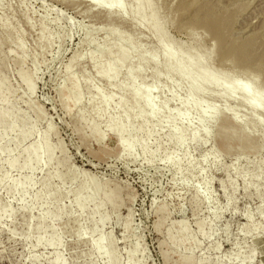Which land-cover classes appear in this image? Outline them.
Returning <instances> with one entry per match:
<instances>
[{"label":"rangeland","instance_id":"obj_1","mask_svg":"<svg viewBox=\"0 0 264 264\" xmlns=\"http://www.w3.org/2000/svg\"><path fill=\"white\" fill-rule=\"evenodd\" d=\"M262 114L264 0H0V264H264Z\"/></svg>","mask_w":264,"mask_h":264},{"label":"bare ground","instance_id":"obj_2","mask_svg":"<svg viewBox=\"0 0 264 264\" xmlns=\"http://www.w3.org/2000/svg\"><path fill=\"white\" fill-rule=\"evenodd\" d=\"M83 1H87L89 2L90 4H93L94 6H99L101 4L103 5H109L111 4L114 0H83ZM120 13H122V10L119 8L118 9ZM203 21V20H202ZM223 24V23H222ZM218 29V28H217ZM224 36V35H223ZM253 49L252 46L248 47V45L246 46H243L242 49L240 50L242 53L245 52V51H248V50H251ZM183 82V78H178L177 79V85H180V83ZM197 86L195 88V94L202 88L201 85L202 83L197 80ZM246 90L247 88H239L238 91L240 92L239 94H241V96L245 97L246 96ZM256 102H260V98L258 99H255L254 101H252L251 103L249 102V104L252 106V107H256ZM258 105V104H257ZM258 108V107H257ZM262 117L264 118V114H262ZM38 149H36V152H37ZM38 154V153H37ZM15 162H10L9 165L10 166H14Z\"/></svg>","mask_w":264,"mask_h":264}]
</instances>
